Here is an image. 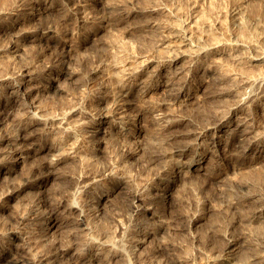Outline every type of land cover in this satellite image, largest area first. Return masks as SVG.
I'll return each instance as SVG.
<instances>
[{"label": "rangeland", "instance_id": "374dc122", "mask_svg": "<svg viewBox=\"0 0 264 264\" xmlns=\"http://www.w3.org/2000/svg\"><path fill=\"white\" fill-rule=\"evenodd\" d=\"M10 1L11 0H0V27H1L0 33L2 35V37L0 35L1 45H4L2 43L4 42L6 43V41L8 42V40L10 39L9 36L12 35L15 28H18V26L20 25V23H15V21L25 16L20 8L23 6L30 8L34 0H24V1L13 0L11 2ZM17 1H18L17 5L19 4L18 6L14 5L16 4ZM43 1L46 5L49 6V8L43 14H41L40 17H35V19H33V22L29 24V26L26 22L24 23L25 24L24 26L26 27L27 24L28 27L32 28L30 30H32L33 32L30 33L29 36L34 35L35 32L39 33L41 30H49L52 29L53 27L54 30L56 31L58 29L57 27H59L58 29L59 31L53 32L50 35L53 41L59 42L60 50L56 52L62 54L64 56V59L59 53H55L52 50L51 51L45 50L44 40L42 42H39L38 40L30 41V39H28L24 42L22 46L24 52L23 50L20 51V54L22 55V56L20 55L21 57L18 56L13 59L12 54L8 50H0V56L2 58V61L0 59L1 61L0 66L4 65V67H0L1 69L0 76L3 73H6V70L9 71L10 74L11 67L19 68L20 66L27 64L26 67L28 68L29 71L30 69H32L30 73L32 74L33 77H35V80L30 85L34 84V85H38L39 87L43 86L42 89L45 88L44 90L41 89L40 92H38L39 94L38 93L36 94V96L38 95L37 96L38 99L36 97L37 101L40 99L44 100V101L40 100L41 103L40 101H38L40 105L41 104H42L41 106L44 105L42 102H45V104L47 105V106L44 105V108L46 110L45 113L49 111L48 113L50 114L51 111L53 115L55 116L57 115L56 117L58 118L64 117L65 118L64 120L65 121L67 120L66 122H64L63 129L61 130V132L63 133L60 132L59 135H56V137H61L62 141L59 142L55 139L53 140V138L52 139L47 138L44 140V142L41 139L39 140L43 144H46V147L50 146V144H55L58 145L60 149L63 146H65V149L64 148L63 150L61 149L62 151H66L69 147L73 151L71 155L75 157H66L62 160L61 166L62 165L63 166L62 167L60 166L61 173H64L65 175L67 173L68 175L74 174L73 175L74 177H78L81 175L85 176L84 173L89 172L88 174H92L93 172V174L95 173L97 176H102V174L108 173L110 169L114 168L113 170L116 171L117 174L122 176L124 175L123 177L125 178L127 177L126 175L129 176L126 178L128 183L124 178L125 183H127V184L125 183L123 184L124 190L125 191L128 190L129 192L136 188V191L141 192L142 195H144V193L149 194L150 195V197L148 196L149 201H151V207H153L152 209L155 211L154 213L160 216V218L164 219L166 217L164 213V209L169 207L170 205L164 202L167 201V199L154 196L153 194H155V190L150 188L155 178L154 172L157 170L154 165H152L150 169L146 167V165H142L141 159H146V155L139 154V153L143 154L146 150L149 151L150 147H152L151 137H153L154 135L153 130H156L154 129L152 117L158 116L164 120L172 117L176 119L179 118L178 115H180V113L184 110V108L188 109V105L189 107H197L198 105L202 104L203 100L206 99L208 93H210V91L213 90L215 86L214 84L217 83L215 81L217 77H223V80H221L222 81L221 85L224 84V86L225 84L228 86L229 83L228 80H230L233 74L237 76L239 74L245 76L246 74L247 77L256 80H258L257 78L259 79L264 78L262 77L264 75V60L261 63L259 62L253 64H249L247 62V59L255 57L256 54L261 53V55L264 56V13H263L264 0H148V1L146 0V4H144L145 0L143 2L142 0H136V1L131 0L127 2L128 3L127 10L128 8L130 9L131 16L125 18L117 26L110 25V21H108L106 18L107 15L105 11H101L98 5V0H84L86 2L85 14L89 17V19H87V22H84L85 20L84 15L82 16L81 14L73 15L71 20L69 19L65 21L60 20L58 16L60 12L63 10L61 8L70 6L69 0H60V1L56 0L57 2L55 0L52 1L42 0L41 3ZM107 1L110 4H118L124 0L122 1L106 0V2ZM27 3L28 4L31 3V4L28 5ZM10 4H12V6ZM104 4L105 3H103V5ZM141 5L143 7H146V9H149L150 7H157L160 10L165 9L170 11L171 12L170 14L174 15V17H171V19L170 16L168 18L164 17V15H161L159 11L156 12L158 14L156 17L161 22H165L164 24L166 25H168V23L169 26L170 24L171 25L173 24L172 27L174 28L178 24L179 25L177 27L186 26L192 36L191 40L193 39L192 41H190V44L195 45L197 48H200L197 52H203V50L206 47H210L211 44H214L217 45V47L212 49V52H223L224 55L225 53L230 52L231 57L223 56V58L220 60V64L219 62L215 63L217 66L210 64L212 63V61L209 60L208 57L204 56V54H199L198 56L192 54L190 56L182 55L175 62L167 61L168 56L170 57L176 54L174 50H178V49H175L174 47L169 48L166 46H163L164 48L163 47L152 48L151 47L152 43L147 41V39L139 37V33L136 31L138 22H136L137 19H136V14L134 13V9L137 8V6L140 7ZM257 5L260 7V9ZM9 8L10 11L12 12L9 11ZM119 12H121V10H116L117 14ZM197 17L200 20L203 18L202 19L203 21L201 20L200 22L198 20L199 23L198 21L196 22L195 20L198 19ZM158 19L157 21H159ZM196 23L197 25H195ZM55 25L58 26L56 27ZM1 31H6L7 35L4 36V34H2ZM56 34L59 35L57 36ZM118 42L121 45L118 44ZM239 43H241V45H239ZM184 44L185 45L181 46V48L183 49V52L185 51L187 52V49L189 47L186 41ZM67 45H70L71 48L68 49ZM119 46L121 47L124 46V47H122L123 48L122 49ZM156 46H158V44ZM181 48H179V50H182ZM65 50H68L70 52L71 54L70 59L65 57V53L62 52ZM188 51H190V48L188 49ZM21 52L24 54H22ZM157 52H159L160 54ZM172 52H174L173 55H171ZM7 55L8 57L6 58ZM9 56L13 59L14 66L13 64L12 65L10 64V62L12 63V61L11 58H9ZM234 56H236L237 59L233 58ZM159 57L160 59L161 58L162 59L160 60ZM3 59L4 61H6V59L7 61L10 60L9 62L6 61L7 62L6 64L8 65H5ZM77 60H79L78 63L79 65L77 66L79 70L82 69L87 70L89 67H94V68L96 67L95 68L97 69L96 72L92 75L93 77L91 75L89 76V80L83 79L82 74H80L81 77L78 76L76 80H74L75 78H73L71 81L66 82L64 84V88H65L64 92H61L60 95L57 96L56 99H54L55 97L53 93L54 90L50 88L49 85L50 82L53 81L55 75L57 77L58 70L61 67H63V64L66 61L68 63L70 61L72 62L71 64H73ZM118 60L121 62V65ZM146 60H152L151 62L148 63L147 67L145 68V71L147 73L144 71L142 77L143 82L147 81L145 83V85L146 84L147 85L143 86V88L139 90L141 91L138 92L139 94H136L137 89H135L130 93L129 98L131 102L127 105V110H126L127 115L132 119L130 121L131 125L130 124L128 125L129 129H131L135 133L137 132V135H133L134 137L132 136L130 139L126 141H122L120 137L116 133H114L115 132L114 119L116 116L115 113L112 111L113 102L118 100L117 92L120 88L119 86H121L122 83L124 82L123 79L125 78L124 74L127 72V67L128 66L132 67L134 66V64L136 65L137 63H140L142 61L144 62ZM159 60L164 63L163 68L160 70V76H161L160 79L165 80L167 77H169V79L172 80V82H170V80L167 78L169 80L168 82L170 83V84L168 83L167 86L164 85L163 83H160L161 81L158 82V78L154 77L152 74L153 71H155L154 68L155 65H157L156 61ZM198 60H200L201 62ZM111 61L114 64L111 63ZM205 61L209 63L207 64ZM126 63H128L126 67H123V65ZM131 63L132 65L130 66ZM32 65L36 66L35 69L34 67L32 68ZM118 65L120 67H118ZM211 66H213V68L215 66L216 67L212 69ZM176 69H178V71H176ZM224 69L225 70L227 69V72ZM183 70L184 73H182ZM189 70L191 72H189ZM228 71H231V73ZM234 71L235 73L236 71L239 72V74L238 73L235 74ZM176 72L179 73L176 74ZM224 73L226 74L224 75ZM229 73L231 76L229 75ZM146 74L148 75V77L149 76L150 77L149 78L146 77L147 76ZM175 79L177 80L175 81ZM8 81L9 79H5L3 81L4 83L3 82L1 83L2 87L0 86V94L2 97L1 98L2 100L0 101V105L2 107L4 105V101L6 100V98L8 99V97H10V93L8 89ZM37 82H39V84ZM262 82L263 83H258L257 85H255L254 88H248L247 86H243V88L240 91L242 93L251 91L254 96L261 95L264 93L263 79ZM139 87H141V84L139 86H136V88ZM6 91H8V93ZM163 92H164V96L166 94H168L167 95L168 97L172 95L177 96L173 104H170L169 106H164L163 104H161V101H163L162 100ZM41 93L43 96L40 95ZM137 98H139V101ZM54 100H57L56 101L57 104L56 102H54ZM186 101L187 103L188 102L190 103H188L187 105ZM262 101H260L259 103L254 102L249 104V107L251 108L246 107L245 111H248L247 113L254 112L253 114L250 115L253 116L254 118L257 117L256 119H262L263 115L261 109L264 108V100ZM50 102L51 103L53 102L52 105ZM232 103L233 102H230V104ZM73 110H74L73 114L69 115V113ZM63 112L64 113L66 112V115L63 114ZM112 113L114 115H112ZM26 121L28 120L26 119ZM65 124L67 128H65ZM230 126H231L230 128L233 127V125ZM0 127H2L0 128V134H5L7 126H0ZM212 129H210V131L208 130V132L205 133L206 136H203L201 140H196L197 142L195 140H192L193 144L190 146L191 149L190 148L187 149L185 156H183L181 158L182 161H180V163L182 162V164L185 165L188 159L190 160L195 157L199 158L201 155L203 156L205 155L204 158L207 159L205 167L210 168V170L213 172L214 171L220 172L218 176L212 177L209 180H207L208 182H203V180L198 179L197 180L198 187L194 192V196L197 199V201L194 202L193 200H190V202H188L187 204V207L186 206L184 207V210L187 211V214H195L196 211L197 212L201 211L200 214L201 215L203 214L202 216H204V220L202 221V224L198 226V228L194 227V229L179 231L174 234H172L171 232L162 234V232L156 231L159 221L155 220L154 218L151 219V217L148 216L150 218L147 220L146 224L144 225L143 230L148 232L150 231V233L146 235L143 242L139 244H136L135 242L133 243L132 240L128 239V236L124 231V228L131 223L127 218L129 211L125 210L119 212L117 210L118 207L114 208V206H119V205L121 206L120 197L123 194L124 190L118 191L116 189L117 190L116 191L113 188L115 192H112L113 194L109 195L108 198L104 200L99 197L103 193L102 190L104 188L98 187L96 189H93L94 191L93 190L87 191L84 189L82 185V183L84 184L85 182L84 177L82 176L80 177L84 181L81 183H77L76 181L73 182L74 179H70L72 180L73 185L71 186V188H68L69 198L67 197V200H69L68 201L69 204L75 206V210H82V211L85 210L84 211L85 222H86L85 227L87 229L85 230V232H86V238L90 244V253H88L91 256L90 259H97L99 257H102L103 254L104 255L107 254L113 257V261L115 260L114 264H139V263L140 264H179L175 262L174 259L171 260L169 253H171L172 251H170L165 246V244H167V241H171L174 242L175 245L184 248V250H186L187 253H190V255L188 256V260L185 263H180V264H264V261L247 262L246 258L243 260V256H242L243 251H241L242 249L236 250L233 256L230 257L228 260H223L222 252L220 254L218 253L220 251L214 248L212 245L203 244L201 240L200 241L198 240L199 239L198 236L200 234L204 233L206 230H209L211 228V225H213V223L211 224L210 222L213 221L215 225H218L219 223H220V227L222 225L223 231L224 233H226V235L236 236L241 238L242 240L245 239L246 237L248 239H251V238H258L259 235L260 236L264 235V230H262V232L261 230L258 231L259 230L258 226H261L259 225L260 221L261 223H263L262 226L264 229V222H263L264 211L263 214L261 215L260 220L252 219L253 221L251 220L248 223V221L246 220L244 221L242 218H240L238 212L235 209H233V207L231 208L230 206H228L225 195V192L232 191V195L234 194L233 197L235 198L233 200L234 201L238 200L237 197L245 191V189L239 187L238 184L245 182L244 180H247L246 182L253 185V187L257 186V188L258 187L260 188L259 190L255 189L256 190L255 192L260 191L259 195L261 196V198H264V191H263L264 183L261 182V181L264 182V177L262 176L264 175V152L256 151L252 149L242 154L239 151L240 149L238 148L241 145L243 146V144H241L243 142L237 141L234 135L232 134L230 135L229 132L223 133L224 135L222 134L218 139L211 140V137L208 136H210L211 133H213L214 130ZM207 133H209L210 135ZM150 138L151 140L148 141V139ZM137 146H139V149L142 150L138 154H136L137 155L136 157H132L127 154L129 150L128 148H134ZM192 146H194L193 149L195 150L192 149ZM46 152H47V148L41 151L39 155L36 156V158L38 157L37 161L41 162L42 160L46 159V157L48 156ZM194 152L198 153L197 156L194 155ZM80 162H83V164ZM210 162L213 164H211ZM171 163H175V161L172 160ZM24 166L25 164L22 166L18 165L19 168L20 167L24 168ZM4 167L5 164L1 163L0 169ZM69 170L71 173L69 172ZM258 170L260 172H258ZM19 171L20 170L15 172L14 175L11 176V179H7V180L6 178H4L6 175L4 176V174L0 173V191L4 190L5 189L4 186H6V184L8 183L15 182L14 183L15 185L17 182H19V178L21 176ZM246 174L247 175L249 174L248 176L251 175V177H248ZM242 175H246L247 177L246 176L243 177ZM13 176H15V178ZM256 176L257 177L259 176L258 177L259 179L261 177L262 180L259 181V179ZM12 177L15 180H13ZM245 177L248 179H245ZM165 184L166 186H169L170 182L169 183L167 182ZM114 185L115 184L111 182L109 184V187ZM130 186H132L133 188H131ZM50 187L56 188L57 186L56 184H54L52 186H48L49 189ZM179 188L182 189V187ZM179 188L177 189L176 194L174 192L169 197L170 201H172V203L174 202L173 203L174 206L173 211H175L174 213H176L178 210H179L178 212L183 210V207H181L182 205L181 206L178 205L180 204L179 202L184 201L185 200L184 198L191 197V195L187 196L189 195L188 193H186L188 191H184L183 189L180 190ZM109 189H112V187ZM36 191L37 189H33V188L24 189L21 192V194L19 193V195L14 196L16 197L15 201L13 199L11 202L9 201L8 203L6 202L2 204L0 203V250H1L0 263H2V258L4 257L5 253L8 252L7 247L9 249L12 247V245L16 244L19 241L16 240V238L13 235L14 233H16L18 236L20 235L19 236L20 240L23 241L24 239L25 242L27 240V242L30 243V247L32 248L31 251L33 250L32 253L35 258H38L40 254H44V256H46L45 260L47 261H44L41 264H57V262L59 261L60 262L67 261L68 263L71 264L70 261L73 260H71V258L67 256H64L59 261L57 258L56 259L53 258L54 260L52 259L53 256L55 257L57 256L55 253H57L58 250L56 249H58V247L60 249L61 246H64V243H62L61 241L59 242L57 238V236L60 234L59 228H57L56 226H53L51 228L49 227L46 228L44 220L42 219L43 221H41L39 212L37 210L34 212V208H32V206L34 207L33 204H35L34 202L37 199L36 196L38 194L35 196ZM180 191L181 193H179ZM261 192H263V194ZM151 195L154 197H152ZM261 200L262 202H264L263 199ZM12 202L15 204H13ZM12 205L13 206L15 205V207H12ZM176 205L178 206V208ZM184 205L185 204H183V206ZM180 207L182 208V210ZM199 208H201V210ZM251 208L253 209L254 206H251ZM220 209L221 212H219ZM115 210L118 211L119 213L114 212ZM222 210L224 213L222 212ZM18 211L20 213H18ZM217 212H219L222 215L220 216V214H218ZM76 214L77 212L72 213V215H70L69 218L73 219V216L76 217ZM212 216H215V219H217V221L213 219ZM257 222L258 225L255 226ZM252 229L254 232H252ZM247 238L245 241L248 243ZM128 241L129 242L132 241V242L129 243ZM260 242L264 243V236ZM261 248H263V246H261ZM93 251L95 253H98V255L93 253ZM107 251L109 253H107ZM100 253L103 254L101 255ZM239 256L242 258H240ZM87 259L88 258L84 257L77 263L74 261L73 264H95V261L89 262Z\"/></svg>", "mask_w": 264, "mask_h": 264}, {"label": "bare ground", "instance_id": "6f19581e", "mask_svg": "<svg viewBox=\"0 0 264 264\" xmlns=\"http://www.w3.org/2000/svg\"><path fill=\"white\" fill-rule=\"evenodd\" d=\"M11 1H13V0H11ZM18 1H20V0H18ZM18 1L14 5H17ZM41 1L42 0H34L32 2V5L30 6V8L26 7V6H23L20 8L22 13L25 16L22 17L21 19H17V21H15V23H20V25L18 26V28H15L16 31L14 30L12 35L9 36L10 39L8 40V42L6 41V43L5 42L2 43L4 45L0 44L1 45L0 50H8L12 54L13 59L21 55L20 51L23 50L22 46H23L24 42L28 39H30V41L31 40L32 41L38 40L39 42H42L44 40L45 41V43H44V46H45L44 49L45 50H48V51L52 50L55 53H59V52H56V51L60 50L59 42L53 41V39L50 35L53 32L59 31L58 30L59 27H57L58 25L57 26L55 25L58 28L56 31L54 30V27H53L52 29H49V30H41L39 33L35 32L34 35L29 36V34L33 32L32 30H30L32 28L28 27L29 24L31 22H33V19H35V17H40L41 14H43L49 8V6L44 3V1L42 3H41ZM69 1H70V6H66L64 8L60 7L61 9H63L62 11L60 9L61 12L58 16L60 18V20H63V21H65L67 19L71 20L73 15L81 14L82 16L84 15V19H85L84 22H87V19H89V17L85 14L86 2L84 0H69ZM102 1H103V3H105L104 5H103ZM102 1L98 0V5H99L101 11H105V13L107 15L106 18L108 21H110L111 26L112 25L117 26L125 18H128L129 16H131L130 9L128 8V10H127V4H128L127 2H129L131 0H124V1L121 0L122 2L118 3V4H110V3H108V1L106 2V0H102ZM143 1L144 0H142V2ZM142 2H141V4H142ZM30 4L31 3H29L28 5H30ZM58 4H60V3H58ZM80 4H82V5H80ZM144 4H146V0H145ZM10 5L12 6V4H10ZM259 9H260V7H259ZM116 10H121V12H119L117 14ZM254 10H255V8H254ZM5 11H6V8H5ZM9 11H10V8H9ZM157 11H159V13L161 15H164V17H166V18H168L169 16H170V19H171V17H174V15L170 14L171 13L170 11L165 10V9L160 10L157 7H150L149 9H146V7H143L142 5L140 7L137 6V8L134 9V13L136 14V19H137L136 22H138V25L136 24L137 30L136 29L135 30L139 33V37L147 39V41L152 43L151 44L152 48L166 46L169 48L174 47L175 49H178V50H174L176 52V54H174V52H172L171 55H173V54L174 55L170 56V57L168 56V59L166 58L167 61H169V62L174 61L175 62L182 55L183 56L184 55L190 56L192 54V55L198 56L199 54H204V56L208 57L209 60L212 61V63H210V64L216 65L215 63H217V62H219V64H220V60L223 58V56H230V52L225 53V55L223 52H212V49L216 48L217 45H214L211 43H210L211 46L209 45L210 47H206L203 50V52H197L200 48H197L195 45L190 44V41H192L193 39L191 40L192 36H191L190 32L188 31V28L186 26L177 27L179 24L177 26H175L176 25L175 24L174 25L175 28L172 27L173 24L172 25L170 24V26H169V23H168V25L164 24L165 22H161L156 17L158 15L156 13ZM10 12H12V11H10ZM9 15H10V13H9ZM10 19H11V17H10ZM157 19L159 21H157ZM198 20L201 22V20L199 18L195 21L197 22ZM199 21H198V23H199ZM7 22H8V20H7ZM25 22L28 24V26L26 24V27L24 26ZM15 23H14V25H15ZM171 23H173V22H171ZM175 23H177V22H175ZM260 24H262V23H260ZM195 25H197V23ZM1 32H2V34H4V36L7 35L6 31H1ZM204 34H205V32H204ZM0 35H1V33H0ZM192 35H193V32H192ZM1 37H2V35H1ZM113 39H115V38H113ZM185 41L187 42V45L190 48V51H188L189 48L187 47L188 48L187 52L186 51L183 52V49L181 48V46L185 45L184 44ZM240 42H242V41H240ZM118 44H120V43L118 42ZM157 44H158V46H156ZM234 45H236V44H234ZM239 45H241V43H239ZM114 46H115V44H114ZM67 47H68V49L71 48L70 45H67ZM119 47H121V46H119ZM122 47H124V46H122ZM179 48H181L182 50H179ZM126 49H127V47H126ZM23 52H24V50H23ZM62 52L65 53V57L70 59L71 54L68 50H65ZM157 53H159V52H157ZM22 54H24V53H22ZM163 54H164V52H163ZM60 55L64 59V56L62 54H60ZM161 55H162V52H161ZM157 56H158V54H157ZM7 57H8V55L6 56V58ZM239 57H240V55H239ZM9 58H11V57L9 56ZM12 58H11L12 63L10 62L11 65L13 64ZM233 58L237 59L236 56H234ZM0 59L2 61L1 56H0ZM117 59H118V57H117ZM159 59H160V57H159ZM128 60H130V59H128ZM160 60L156 61L157 65H155V67H154L155 71H153L152 74L154 77L158 78V82L161 81L160 83H163L164 85L167 86V84L169 83L168 81L170 80L169 77L166 76L169 80L167 78L165 80L160 79L161 78L160 70L163 68V64H164ZM263 60H264V56H262L261 53H259V54H256L255 57L247 59V62L249 64L259 63V62L261 63V62H263ZM3 61H4V59H3ZM6 61H7V59H6ZM6 61H4L5 65H8L6 63L9 62L10 60L7 62ZM67 61H68V59H67ZM67 61L63 64V67H61L58 70L57 77L55 75V77L53 78V81L50 82V84H49L50 88L52 90H54L53 91L54 96H55L54 99H56V97L59 96L61 92H64V90H65L64 84L66 82L71 81L73 78H75L74 80H76V78L78 76H80V74H82L83 79L89 80V76L90 75L92 76L97 70V69H95L96 67L95 68L89 67L87 70H84V69L79 70L77 68V66L79 65L78 64L79 60H77L73 64H71L72 62L69 61V63H68ZM112 61H111V63H113ZM114 61H116V60H114ZM151 61L152 60H146L144 62L139 61L140 63H137L136 65L133 63L134 66H132V67L128 66L127 67V72L124 74L125 78L123 79L121 77L124 80V82L122 83V85L119 83L121 86H119L120 88L117 92L118 93V95H117L118 100L113 102V106H112L113 110L112 111L115 113V116H116L114 119V128H115L114 133H116L122 141H126V140L130 139L133 135H137V132L135 133L134 131L129 129L128 125L130 124V121L132 119L127 115L126 110H127V105L131 102L130 98H129L130 93L132 91H134L135 89H137L136 94H139L138 92H141L139 90L141 88H143V86L147 85V84L145 85V83L147 81L143 82L142 77H143V73L145 71V68L147 67L148 63ZM191 61H192V59H191ZM198 61H200V60H198ZM198 61H196V62H198ZM202 62H204V61H202ZM100 63H98V64H100ZM127 64L128 63L124 64L123 67H126ZM26 65L27 64H24L23 66H20L19 68L11 67L10 74H9V71L6 70L7 69L6 68L7 66H6L5 67L6 73H3L0 76V86L1 87H2L1 83L5 79H9L8 89H9V93H10V97H8V99L6 98V100L4 101L3 107L0 105V126H7V129H6L7 133L5 131V134H0V167H1V163L5 164V167L0 169V173L4 174V176L6 175L4 177V178H6V180L11 179V176L14 175V173L17 172L18 170H20L19 173L21 175L19 178V182H17L18 181L17 180L16 181L17 183L15 185H14L15 182L8 183V184H6V186H4L5 189L0 191V203L1 204L5 203V202L8 203L9 201L11 202L13 199L15 201L16 197H14V196L19 195V193L21 194V192L24 189H32V188L37 189L36 194H35V196L38 194L36 196L37 199L35 200V202L33 201L35 204H33L34 207L32 206V208H34V212L36 210L39 212L40 217H41V221L44 220L46 228L47 227L51 228L53 226H56L57 228H59L60 234L57 236V238H58L59 242L61 241L62 243H64V246H61L60 249H59V247H58V249H56L58 251H57V253H55V252L54 253L57 256L56 257L53 256L52 259L57 258L59 261L64 256H67V257L71 258V260H73V261H70L71 264H73L74 261L77 263L85 257V258H88L87 260L89 262L95 261V264H114L115 260L113 261V257L110 255H107V254L104 255L103 253H100L101 255L103 254L102 257H99L97 259H90L91 256H90V254H88V253H90V244L86 238V232H85V230H87L85 227V223H86L85 222V213H84L85 210L84 211L75 210V206L68 203V201H69V200H67V197L69 198V196H68L69 189L68 188H71V186L73 185L72 183L74 181H76L77 183H81V182L85 181L84 184L82 183V185H83L84 189L87 191H91V190L96 189L98 187L104 188L102 190L103 193L99 197L106 200V198H108L109 195L113 194L112 192H115L113 190V188L115 190L117 189L118 191L124 190L123 184L125 183L126 178L129 176L126 175L127 177L125 178V177H123L124 175L122 176V175L117 174L116 171L113 170L114 169L113 167H112L113 169H110V171L108 173L103 172L104 174H102V176H97L95 173L93 174V172H92V174H88L89 172L84 173L85 176L81 175L82 177H84V179H85L84 181L82 178H80L81 176L74 177L73 176L74 174L68 175V173H67L65 175L64 173L60 172V166L62 164L61 163L62 160L66 157H75V156L71 155L73 153V151L71 150L70 147L66 151H62L63 148L65 149V146H63L61 148L62 149L61 150L59 148V146L55 145V144H50V146L46 147V144H43L39 140L41 139L44 142V140L47 138H49V139L53 138V140L55 139L59 142L62 141L61 137H56V135H59V133L63 129L64 122H66L67 120L65 121L64 117H62V118L56 117L57 115L56 116L53 115L51 113V111H50V114L48 113L49 111L47 112L48 114L45 113L46 112V110L44 108V105H46L45 102H42L44 104L43 106H41L42 104L40 105L41 101H44V100H41V99H40L41 101L38 100V101H40V103L36 100V97L38 96V95L36 96V94L38 92H40V90L42 89L43 86L39 87L38 85H34V84L30 85L35 80V77H33L32 74L30 73V71L32 69H30V71H29L28 68L26 67ZM70 65H71V67H70ZM115 65H116V63H115ZM120 65H121V62H120ZM131 65H132V63L130 64V66ZM13 66H14V64H13ZM0 67H4V65H2ZM33 67L35 69L36 66L32 65V68ZM118 67H120V66L118 65ZM211 68L214 69L213 66H211ZM152 69H153V67H152ZM36 71H34V72H36ZM124 71H126V70H124ZM176 71H178V69H176ZM225 71L227 72V69ZM231 71H233V70H231ZM231 71H228V72L231 73ZM40 72H41V69H40ZM121 72H123V71H121ZM189 72H191V71L189 70ZM177 73H179V72H176V74ZM182 73H184V70ZM220 73H221V71H220ZM230 73H229V75H230ZM234 73H235V71H234ZM236 73L239 74V72H237V71H236ZM225 74L226 73H224V75ZM183 75H186V74H183ZM221 75H223V74H221ZM118 77H120V76H118ZM146 77H148V75ZM254 77H255V75H254ZM257 77H258V74H257ZM262 77H264V75ZM257 79L258 80L251 79L250 77H247L246 74H245V76H243L242 74H239L238 76L233 74V76H231L230 80H228L229 81L228 86L226 84L224 86V84L221 85L222 84L221 80H223V77H217L215 80L217 83L214 84L216 87L214 86L213 90L210 91V93H208V95L206 96V99L203 100L202 104L198 105L197 107H189L188 103H190V102L187 103V101H186V103L188 105V109L184 108V110L180 113V115H178L179 118H176V119L172 117V118H167L166 120H164L158 116L152 117L154 129H156V130H153L154 131L153 137H151L152 135L149 136L152 138V142H151L152 147H150L151 150L150 149H149V151L146 150L144 153L142 152L143 154H141V153H139L142 150V149H139L140 145L137 147H134V148H128L129 150H128L127 154L132 156V157H136L137 156L136 154H138V153L140 155H146V159H141L142 165H146V167H148L149 169L151 168L152 165L155 166L157 171L154 172L155 178H154L153 183H152L150 188L155 190V194H153L154 196L167 199V201H164V202L168 203L170 205L169 207L164 209V213H165L166 217L164 219H162V218H160V216H158L156 213H154L155 211L152 209L153 207H151V201H149V197H150L149 194L144 193V195H142L141 192L136 191V188L132 191H129V192H128V190L123 191V194L120 197L121 198V206L120 205L114 206V208L118 207L117 210L119 212L120 211L122 212L125 210L129 211L127 218L129 219V221L131 223L124 228V231L127 234L128 239L132 240L133 243L135 242L136 244H139V243L143 242L146 235L150 233V231L148 232V231L143 230L144 225L146 224L147 220L150 217H151V219L154 218L155 220L159 221L157 228H156V231L162 232V234L163 233L164 234L169 233V232L174 234V233L179 232V231L194 229V227L198 228V226H200L202 224V221L204 220V216H202L203 214L202 215L200 214L201 211L198 210L199 212L196 211L195 214H187V211L184 210V207L185 206L187 207V204H188V202H190V200H193L194 202L197 201V199L194 196V192L198 187V181H197L198 179L203 180V182H208L207 180H209L212 177L218 176L220 172H215V171L213 172L210 170V168L205 167L206 160H207L204 158L205 155L204 156L201 155L199 158L195 157V158H192L190 160L188 159L187 162L185 161L186 162L185 165L182 164V162L180 163V161H182L181 158L183 156H185L187 149H189L190 146L193 144L192 140H195V141L201 140V138H203V136H206L205 133L208 132V130L210 131V129L213 128L212 130H214V131H213V133H211V135L209 133H207L210 135L208 137H211V140L218 139L223 133L229 132L230 135L231 134L234 135V137L237 139V141L243 142V143H241V144H243V146L241 145L238 148V149H240L239 151L242 154H244L248 150H252V149H254L256 151H263L264 152V117H263L264 116V108L261 109L263 116L260 114L262 116V119H256L257 117L254 118L253 116L250 115V114H253L254 112L247 113L248 111H245V108L246 107L248 108L249 104L254 103V102L259 103L260 101L264 100V93L261 95L254 96L251 91L243 92V93L240 91L243 88V86H247L248 88H254V86L257 85L258 83H263L262 79L264 80V78H262V79L257 78ZM176 80L177 79H175V81ZM120 81H122V80H120ZM170 82H172V80H170ZM37 83L39 84V82H37ZM140 84H141V87L136 88V86H139ZM44 89H42V90H44ZM6 92L8 93V91H6ZM166 92H165V94H166ZM2 94H4V93H2ZM162 94H163L162 95L163 101H161V104H163L164 106H169L170 104H173L175 98L177 97L175 95H174L175 97L173 95L168 97L167 96L168 94H166L164 96V92ZM40 95H42V93ZM192 95H193V93H192ZM1 98L2 97L0 94V101L2 100ZM37 99H38V97H37ZM137 99L139 101V98H137ZM189 99H190V97H189ZM56 101L57 100H54V102H56ZM230 102H233V103L230 104ZM52 103H51V105H52ZM56 104H57V102H56ZM190 106H192V105H190ZM60 107H62V106H60ZM249 108H251V107H249ZM144 109H145V107H144ZM50 110H51V108H50ZM73 112H74V110L71 111L70 113L69 112L68 113H69V115H71V114H73ZM54 114H55V112H54ZM63 114L66 115V112L65 113L63 112ZM112 115H114V114L112 113ZM26 119L28 121H26ZM158 125H159V127H158ZM230 125H233V127L230 128L231 127ZM0 128H2V127H0ZM65 128H67L66 124H65ZM61 133H63V132H61ZM152 134H153V132H152ZM64 136H66V135H64ZM151 138L148 139V141H150ZM143 144H145V143H143ZM149 145H150V142H149ZM237 146H238V143H237ZM66 147H67V145H66ZM193 147L194 146H192V149H193ZM46 148H47L46 153L48 154L46 159L42 160L41 162L37 161L38 157L36 158V156H38L39 153ZM193 150H195V149H193ZM234 150H235V148H234ZM197 154H198L197 152L196 153L194 152V155L197 156ZM194 155H192V156H194ZM239 159H241V158H239ZM242 159H243V157H242ZM172 160L175 161V163H171ZM80 163L83 164V162H80ZM24 164H25L24 168L18 167V165L22 166ZM82 164H81V166H82ZM211 164H213V163H211ZM212 167H211V169H212ZM69 172H70V170H69ZM105 172H107V171H105ZM258 172H260V171L258 170ZM118 173H119V171H118ZM123 173H125V172H123ZM123 173H121V174H123ZM246 173H248V172H246ZM261 173H263V172H261ZM261 173H260V175H261ZM246 175H242V176L244 177ZM257 175H258V173H257ZM262 176L264 177V175H262ZM13 177L15 178V176H13ZM13 177H12V179H13ZM246 177H245V179H248ZM248 177H251V175ZM124 178H125V180H124ZM70 179H74L73 182ZM253 179H254V177H253ZM13 180H15V179H13ZM260 180H262L261 177H260L259 181ZM244 181L245 182L238 184L239 187H242L245 189V191L242 194H240L238 197L236 196L238 200H236V201L233 200L235 198L233 197L234 194L232 195V191L231 192L230 191L225 192V195H226V200H227L228 206H230L231 208L233 207V209H235L238 212L240 218H242L244 221L245 220L248 221V223H249V221H251L252 219L253 220L254 219L260 220L261 215L263 214V211H264V202H262L261 199L264 200V198H261V196L259 195L260 191L255 192L256 190L260 189L259 187L258 188H257V186L253 187V185L246 182L247 180H244ZM256 181H258V180H256ZM111 182H113L115 185L111 186L112 189H109V188H111V187H109V184ZM167 182L168 183L170 182L169 186H166L165 183H167ZM250 182H251V180H250ZM261 182L264 183L263 181H261ZM127 183H128V181H127ZM127 183H125V184H127ZM54 184H56V186H57L56 188H51V187H50V189L48 188V186H52ZM130 187L133 188L132 186H130ZM179 187H182V189L184 191H188V192H186L189 194L187 196L191 195V197L190 198H184L185 199L184 201H181V198H180L181 202H179L180 204H178V205H180V206L182 205L181 207H183V210L180 207L182 210V211H180L181 213L178 212L179 210L176 213H174L175 212V211H173V207H174L173 203L174 202L172 203V201H170L169 197L174 192L176 194V191ZM182 189H180V190H182ZM179 193H181V191ZM261 193L263 194V192H261ZM154 196H152V197H154ZM226 200H225V202H226ZM251 203H253V204H251ZM13 204H15V203H13ZM183 204H185V205L183 206ZM199 205H200V203H199ZM251 206H254V208L252 209ZM12 207H15V205L14 206L12 205ZM177 208H178V206H177ZM177 208H175V209H177ZM248 208H251V209H248ZM199 209L201 210V208H199ZM74 211L77 212L76 217L73 216V219L69 218V216L72 215V213H75ZM118 211L115 210L114 212H118ZM219 212H221V209L219 210ZM219 212H217V213L220 214ZM222 212H223V210H222ZM18 213H20V212L18 211ZM39 214H38V216H39ZM221 215L222 214H220V216ZM148 216H150V217H148ZM212 217H213V219H215V216H212ZM215 220L217 221V219H215ZM211 221H212V219H211ZM210 223L211 224L213 223V225H211V228L209 230H206L204 233L200 234L198 236V238H199L198 240L199 241L201 240L203 242V244L212 245L214 248H216L217 250L220 251L218 253L221 254V252H222L223 253L222 259L223 260H228L230 257L233 256V254L236 250L242 249L241 251H243V253L242 252L241 253L243 256V260L246 258L247 262L248 261L249 262H263L264 261V243L260 242L263 239L264 235H262V236L259 235L258 238H251V239H248L245 236L248 239V243H247L245 241L246 238L242 240L241 238L236 237V236L226 235V233H224V231H223L222 225L220 227V223L218 225H215L214 221L210 222ZM262 224L263 223H261V221H260L259 225H261V226H258L259 227L258 231L261 230V232H262V230H264ZM257 225H258V222L255 226H257ZM152 231H153V229H152ZM252 232H254L253 229H252ZM13 235L16 238V240H19V241L16 244L12 245L11 248L8 249V247H7L8 252L5 253L4 257L2 258V263H0V264H41L42 262L47 261V260H45L46 256H44V254H40L38 256V258H35L33 253H32L33 250L31 251L32 248L30 247V243L27 242L26 239H25L26 242L24 241V239H23V241L20 240V238H19L20 235L18 236L16 233H14ZM255 235H257V234H255ZM248 236H250V235H248ZM132 241H130V242H132ZM96 246H98V245H96ZM101 246H99V247H101ZM165 246L170 251H172L171 253H169L171 260L174 259L175 262H177L179 264L185 263L188 260V256L190 255V253H187V251L184 250V248H181V246H177L174 244V242H171V241H167V244H165ZM261 246H263V248H261ZM55 248H57V247H55ZM108 249H109V247H108ZM93 253H95V252L93 251ZM107 253H109V252L107 251ZM95 254L98 255V253H95ZM35 255H37V254H35ZM173 255H174V258H173ZM217 258H219V257H217ZM240 258H242V257H240ZM57 264H70V263H68L67 261H65V262L59 261V262H57Z\"/></svg>", "mask_w": 264, "mask_h": 264}]
</instances>
